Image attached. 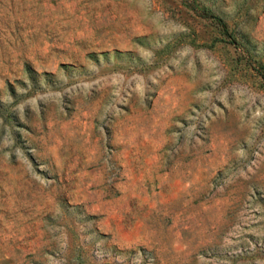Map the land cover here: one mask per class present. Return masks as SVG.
<instances>
[{"label": "rangeland", "instance_id": "obj_1", "mask_svg": "<svg viewBox=\"0 0 264 264\" xmlns=\"http://www.w3.org/2000/svg\"><path fill=\"white\" fill-rule=\"evenodd\" d=\"M0 264H264V0H0Z\"/></svg>", "mask_w": 264, "mask_h": 264}]
</instances>
